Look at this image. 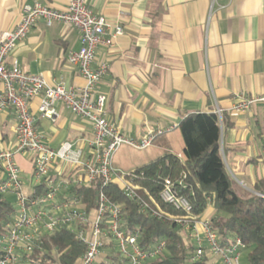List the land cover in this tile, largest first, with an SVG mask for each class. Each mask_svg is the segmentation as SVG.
<instances>
[{"label":"crops","instance_id":"1","mask_svg":"<svg viewBox=\"0 0 264 264\" xmlns=\"http://www.w3.org/2000/svg\"><path fill=\"white\" fill-rule=\"evenodd\" d=\"M41 2L66 8L70 0H0V35L13 30L26 4ZM92 9L123 34L108 37V45L97 48L93 62L108 64V71L96 94L107 96L106 115L122 133L136 138L156 133L148 156L136 166L114 162L131 171L168 154L185 161V141L179 127L182 119L196 112L221 111L222 150L231 175L252 190L264 178V103L236 112V95H264V0H89ZM81 46L80 33L73 26L38 20L18 42L8 60H16L27 72L43 74L49 84L63 82L82 86L84 76L68 61L71 50ZM0 81V90L2 89ZM40 97L31 101L37 127L52 148L72 141L88 153L93 123L62 103L52 121L40 116ZM13 109L0 113V146L12 147L16 136ZM116 151L120 153V149ZM16 161L24 180V192L36 186L31 155L18 153ZM58 162L50 174L73 176ZM65 193V190L62 192ZM14 196L12 192L7 196ZM205 215L214 216L213 204Z\"/></svg>","mask_w":264,"mask_h":264},{"label":"built area","instance_id":"2","mask_svg":"<svg viewBox=\"0 0 264 264\" xmlns=\"http://www.w3.org/2000/svg\"><path fill=\"white\" fill-rule=\"evenodd\" d=\"M40 19L48 24L59 22L78 29L81 46L69 52L68 61L84 76V85L74 87L63 82L51 85L43 74L29 73L16 60H8L18 42ZM123 32L121 24H113L105 15L96 13L89 0H70L63 9L41 2L26 4L15 28L0 35L3 85L0 113L10 108L16 114L15 144L0 146V194L12 192L19 206L0 234V264H24V256H30L41 246L45 234L64 228L86 243L85 252L75 264H154V260L167 251V240L162 238L148 246L140 244L141 230L125 226V204L109 200L106 188L112 183H116L141 212L179 226L192 242L191 260L242 264V239L231 236L227 244H223L213 227V217L205 215L206 208L201 213L195 212L190 194L184 191L188 187L185 170L178 177L159 175L160 189L155 193L141 183L146 178L144 170L124 171L115 167L114 154L121 146L146 149L156 137L155 132L140 138L122 133L107 118V96L96 94L98 84L108 71L106 62L93 66L97 48L109 44V33L119 36ZM35 97H40L38 111L43 118L56 120L57 104L62 103L93 123V137L88 141L86 155L72 141H65L57 148L46 144L30 105ZM258 103H264V95L239 93L233 110L245 112ZM217 114L221 118L220 110ZM18 153L31 155L32 175L40 191L24 192V180L16 161ZM178 158L183 161L180 155ZM58 162L63 164L60 174L67 168L74 173L71 177L62 175L61 182L56 183L50 171ZM95 183L99 189L95 205L89 209L76 188H89ZM211 200L208 196L207 205Z\"/></svg>","mask_w":264,"mask_h":264},{"label":"trees","instance_id":"3","mask_svg":"<svg viewBox=\"0 0 264 264\" xmlns=\"http://www.w3.org/2000/svg\"><path fill=\"white\" fill-rule=\"evenodd\" d=\"M179 127L185 141V161L171 153L136 168L146 173L141 183L156 193L160 189L159 175L178 177L185 170L188 187L184 191L190 194L195 212H203L207 197L212 196L213 227L222 243L227 244L231 236H239L244 248L249 249L248 264H264V178L250 190L229 172L221 141L224 116L220 118L217 112L191 113L182 119ZM98 189L95 183L89 188L78 187L76 191L90 209L95 205ZM106 193L110 201L125 204V226L141 230L139 242L142 246L162 238L167 240V251L156 258L154 264H211L206 259L203 262L191 260L192 242L180 227L141 212L116 183L110 184ZM15 211L7 194H0V234L6 230V223ZM85 250L86 243L64 228L45 234L41 246L30 256H24V264H75Z\"/></svg>","mask_w":264,"mask_h":264},{"label":"rangeland","instance_id":"4","mask_svg":"<svg viewBox=\"0 0 264 264\" xmlns=\"http://www.w3.org/2000/svg\"><path fill=\"white\" fill-rule=\"evenodd\" d=\"M149 148H151V147H149ZM149 148L137 149V148H134L130 145H123L122 148L120 149V153H117V155L114 156V162L116 163V161L119 160L121 162V165H124L127 163V164H130V166H132V165L136 166L137 165V159L148 156L149 152L151 151V149H149ZM119 169H121V168H119ZM211 198H212V196H211ZM15 199H16L15 195L10 196V200L13 201L15 209H16V211H18L19 206L15 203ZM210 203L213 204V201L211 200ZM207 206H206V208H207ZM248 253H249V249L244 248L242 250V255H241V263L242 264H248Z\"/></svg>","mask_w":264,"mask_h":264}]
</instances>
